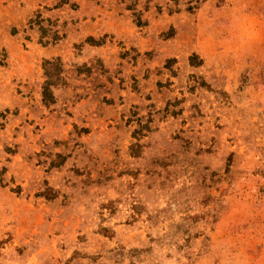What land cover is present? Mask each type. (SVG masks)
<instances>
[{"label":"rangeland","instance_id":"374dc122","mask_svg":"<svg viewBox=\"0 0 264 264\" xmlns=\"http://www.w3.org/2000/svg\"><path fill=\"white\" fill-rule=\"evenodd\" d=\"M241 255L264 264V0H0V264Z\"/></svg>","mask_w":264,"mask_h":264},{"label":"clouds","instance_id":"9594fccd","mask_svg":"<svg viewBox=\"0 0 264 264\" xmlns=\"http://www.w3.org/2000/svg\"><path fill=\"white\" fill-rule=\"evenodd\" d=\"M232 29L234 32L232 47L238 54L251 51L262 39L256 24L242 12H237L232 23ZM230 260L231 264H248V258L243 255L232 256Z\"/></svg>","mask_w":264,"mask_h":264},{"label":"trees","instance_id":"16d2710c","mask_svg":"<svg viewBox=\"0 0 264 264\" xmlns=\"http://www.w3.org/2000/svg\"><path fill=\"white\" fill-rule=\"evenodd\" d=\"M46 91L48 92V89L46 88Z\"/></svg>","mask_w":264,"mask_h":264}]
</instances>
